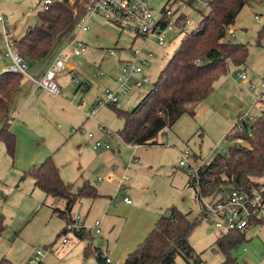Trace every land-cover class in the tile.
<instances>
[{"label": "rangeland", "instance_id": "1", "mask_svg": "<svg viewBox=\"0 0 264 264\" xmlns=\"http://www.w3.org/2000/svg\"><path fill=\"white\" fill-rule=\"evenodd\" d=\"M41 1L0 0L4 15L12 24L15 39L23 37L36 25L37 14L43 6ZM170 1L146 0L156 18L163 14ZM182 2L179 0L168 7L179 9ZM182 10L191 20L190 30L198 27L209 12L208 8L201 10L202 13L192 8ZM88 23L91 30L80 35L88 47L87 52L68 61V65L76 69L82 88L67 78L63 80L67 89L60 98L47 91L36 92L23 115H19L23 102L19 99L20 94L15 95L10 103V126L18 145L15 157L11 158L5 145L0 143V214L5 217V228L0 234V260L7 258L14 264H28L39 251H51L56 243L54 250L58 249V252L46 254L43 264H98L96 255L88 259L84 257L87 245L101 249L106 255L108 248L110 252L117 246L125 249L137 234L152 225L148 236L171 207L188 214L192 222L200 219L204 204L196 189L189 185L187 172L178 167L181 152L190 149L202 157L205 164H210L216 156L227 155L230 147L241 145L233 143V138L229 137L236 132L240 116L250 113L256 118L261 113V104L256 100L264 93V41L261 47L257 46V36L264 25V0H252L244 7L231 28L234 31L232 38L227 39L230 43L249 47L246 65L236 68L230 64L227 76L217 81L214 92L199 107L195 117L182 116L171 129L159 136L160 145L139 149L129 146L119 136L125 122L113 107L132 111L140 103L158 80L170 58V50L181 38L170 42V34L164 46H160L156 39L147 43L139 39L134 44V35L110 24L100 14L90 17ZM135 48L154 54L153 62L144 68L153 84L122 96L115 106L103 105L94 118H89L88 113L104 100L106 92L117 88L118 68L123 61L132 58ZM0 51L2 54L6 52L1 23ZM111 51L116 52L118 58L109 56ZM10 64L9 58L0 59V66L4 65L0 67V75L8 71ZM45 68L46 63L35 66L39 70ZM240 73H245L247 80H242ZM28 81L23 80V88L34 87ZM78 104H86L87 108L80 111ZM99 125L112 136L101 134ZM90 134L95 137L89 138ZM97 141L109 144L111 149L96 147ZM47 157L53 158L64 182L74 186V193L89 182L101 196L84 198L76 203L75 214H80L86 221L88 236L85 240L77 238L74 232L58 239L67 224L53 215L50 206L64 209L66 202L51 197L47 200L46 194L35 187L34 180L28 175ZM123 176L132 182L126 195L119 192ZM125 196L133 202L131 206L124 202ZM203 196L205 200L213 201L212 195ZM106 213L109 218L104 219ZM98 220L103 222L102 235L91 231L93 223ZM211 221L204 217L189 238L190 245L201 254V264L225 261V255L214 249L223 232ZM64 239L68 240L65 245L62 243ZM120 250L115 251L116 255ZM116 255L111 253V258L107 259L111 264H122ZM232 255L236 264H264V230L247 231L246 242ZM177 264L186 262L178 257Z\"/></svg>", "mask_w": 264, "mask_h": 264}, {"label": "trees", "instance_id": "2", "mask_svg": "<svg viewBox=\"0 0 264 264\" xmlns=\"http://www.w3.org/2000/svg\"><path fill=\"white\" fill-rule=\"evenodd\" d=\"M91 1L53 0L46 10L38 12L36 25L23 37L14 38L13 45L31 68L42 63H48L49 66L58 47L72 34L77 19L85 15L86 6ZM177 1L171 0L168 6ZM251 1L212 0L209 12L203 16L198 27L181 38L180 46L140 103L132 111L113 107L117 116L125 122L119 136L126 144L134 147L160 145L159 136L171 129L182 116L197 115L199 107L214 92L217 81L227 76L230 64L236 68L246 65L249 47L230 43L227 39L237 17ZM263 41L264 25L258 32L257 46L261 47ZM23 80L22 75L9 70L0 75V143L5 145L11 158L15 157L18 141L10 130L9 107ZM259 104L260 115L253 123H245L242 132L232 136L242 138L245 145L230 147L227 155H218L210 164L201 167L200 186L203 194L215 197L238 190L249 194L258 192L264 197V93ZM28 175L34 180L35 187L47 197L66 202L64 210H54L55 215L67 224L58 239L61 235L74 232L85 240L83 230L86 228L81 231L72 228L73 209L81 199L101 197L97 189L85 182L74 193V186L64 182L52 157L34 166ZM189 185L199 193L190 177ZM204 217L203 211L201 218L192 222L188 214L176 207L169 208L148 237L128 255L125 264H177L178 257L184 259L186 264H201V254L190 245L189 238ZM4 228L5 217L0 214V234ZM246 240V232H223L214 247L225 255V261L221 264H236L232 253ZM99 252V249H93L89 244L84 256L88 259ZM0 264L14 263L2 258Z\"/></svg>", "mask_w": 264, "mask_h": 264}, {"label": "built area", "instance_id": "3", "mask_svg": "<svg viewBox=\"0 0 264 264\" xmlns=\"http://www.w3.org/2000/svg\"><path fill=\"white\" fill-rule=\"evenodd\" d=\"M182 5L179 9L174 10L173 7H168L163 11V14L156 18L153 11L149 8L146 0H92L86 6V13L79 17L75 23L74 30L69 38L60 45L50 62L47 69L40 76H34L31 73L30 63L19 54L17 48L13 45L14 30L7 16L0 11V23L2 24V38L6 47V52L2 54L0 51V59L2 57L9 58L11 64L9 71L14 74H20L24 79H28L37 90L47 91L55 96H61L62 89L58 83V76L68 68V61L73 57L84 55L88 47L81 41L80 35L91 30L88 20L90 17L100 14L107 22L121 28L124 31L130 32L136 38L143 39L146 43L151 39H156L160 46H164L167 42V36L170 33H176L182 38L192 30L189 29L191 20L184 12L185 8L194 10L209 9L212 0H182ZM53 0H43L42 9L46 10ZM182 8V9H181ZM1 10V9H0ZM78 31V33H77ZM231 31L228 38H232ZM132 58L125 60L118 68L117 88L113 91H107L104 95V100L95 106L88 113L89 118H94L99 108L103 105L115 106L119 103L122 96L128 95L136 89H142L146 85L153 84L149 76L144 72V68L148 67L154 60V54L145 52L140 48L133 49ZM113 58H118L117 53L111 51L108 53ZM242 80H247L245 73H240ZM70 81L72 84L82 88V84L76 77L74 69L70 71ZM262 99L256 100L258 103ZM79 109L85 110L86 104H79ZM255 120L250 113H245L240 116L236 124V133L242 132L244 124H251ZM99 131L111 137L110 132L105 131V127L99 125ZM234 134L230 135L232 137ZM93 134L89 138H94ZM233 143L245 145V141L240 137H232ZM96 147H103L107 150L111 146L100 141L96 142ZM181 160L179 166L183 168L187 175L193 180L199 191V195L204 204V213L206 219H212L215 227L222 232L238 231L247 232L250 229L257 231L264 230V197L262 194L255 192L249 194L244 191L232 190L229 193H221L213 198L212 202L204 199L202 188L200 186V169L205 162L202 157L196 156L190 149L181 152ZM196 157V159H195ZM137 160L136 158L134 159ZM112 178V177H111ZM131 188V179L123 176L119 184V192L126 193ZM124 202L128 205L133 202L124 197ZM102 222L96 221L91 227L97 235H101ZM72 228L76 231H81L86 228L80 215L74 218ZM66 241V240H64ZM49 249L45 252L39 251L35 259L30 260L28 264H41L44 257L48 254ZM107 263L111 261L107 259Z\"/></svg>", "mask_w": 264, "mask_h": 264}, {"label": "crops", "instance_id": "4", "mask_svg": "<svg viewBox=\"0 0 264 264\" xmlns=\"http://www.w3.org/2000/svg\"><path fill=\"white\" fill-rule=\"evenodd\" d=\"M0 11H2L3 13H4V11H3V7H2V5H0ZM233 32V34H234V31H232ZM88 33V32H87ZM82 34H85V33H82ZM171 34V35H170ZM169 35L171 36V40H170V42H174V41H176L177 39H180L179 37H178V35H176V36H173L172 34H175V33H170ZM168 35V36H169ZM136 38V37H135ZM139 39H141V38H136V40H134V44H135V42L137 41V40H139ZM180 43H181V40H179V43H178V45H175L171 50H170V58H171V56L174 54V52L178 49V47L180 46ZM78 58V57H77ZM170 58L166 61V64L164 65V66H166L168 63H169V61H170ZM72 59V58H71ZM74 59V58H73ZM48 66V63H46V67ZM1 68L2 67H4V65H1L0 66ZM46 69V68H45ZM72 69H75L73 66H70V65H68V68L66 69V70H64L59 76H58V83H59V85H60V87H61V89H62V94H63V90H66L67 89V87H66V83H65V81H63V80H66L67 78H69L70 79V71L72 70ZM9 70V69H8ZM44 70H39V69H35V68H31V73L34 75V76H40V74L43 72ZM75 73H76V69H75ZM245 81V80H244ZM23 82V81H22ZM29 83H31L30 81H28ZM31 85H33L32 83H31ZM34 86V85H33ZM23 84H21V88H20V90L15 94V95H18V94H20V96H19V99L21 100V99H23V102H21V107H20V112H19V115H23V114H26L27 113V108L29 107V105L31 104V102H32V97H33V95H35L36 94V92H45V91H39V90H37L36 88H35V86L34 87H32V88H23ZM27 93H30L29 95H28V97H27ZM47 93V92H46ZM62 94H61V96H62ZM14 95V96H15ZM14 96H13V98H14ZM61 96H58L59 98L61 97ZM57 97V96H56ZM13 98H12V100H13ZM18 99V98H17ZM12 100H11V102H12ZM10 102V103H11ZM78 106H79V104H78ZM77 106V109L78 110H80V111H82L81 109H79V107ZM9 111H10V107H9ZM26 127V126H25ZM12 126H10V130L12 131ZM14 134H15V132L14 131H12ZM101 134H103V135H105L104 133H102V132H100ZM16 135V134H15ZM158 144H159V142H158ZM129 146H131V145H129ZM153 146H155V145H153ZM135 147H138V149L139 148H145V147H150V146H135ZM47 158H49V157H47ZM47 158H45V160L47 159ZM180 162V161H179ZM36 166V165H35ZM178 167L179 168H181L180 166H179V164H178ZM140 169H142V168H140ZM181 169H183V168H181ZM184 170V169H183ZM131 187H132V182H131ZM47 200H49V197H47ZM128 205V204H127ZM132 205V204H131ZM131 205H129V206H131ZM76 206V205H75ZM65 207H66V204H65ZM50 208L52 209V211H53V215L54 216H56V217H58V218H60V219H62L61 217H59V216H57V215H55V213H54V210L55 209H57V210H64V209H59V208H54V207H52V206H50ZM77 215H80V214H75V207H74V209H73V218H75V216H77ZM81 216V215H80ZM82 217V220H83V223L85 224V226H86V221H85V218L83 217V216H81ZM107 218H109V215H108V213H106V215L104 216V219H107ZM96 222V221H95ZM94 222V223H95ZM102 222V221H101ZM94 223H93V225H94ZM110 223H112V222H110ZM92 225V226H93ZM152 226V225H151ZM151 226H147V229H145V230H143V232H141V233H139V234H137V236H136V238L134 239V240H132L131 242H129L128 244H126L125 245V249L124 248H122V247H120V246H117V247H115V248H113L112 249V252H110V250H109V248L107 249V255L106 254H104V252L101 250V249H99L100 250V252L98 253V254H96V256H97V259L98 258H105V259H107V258H111L109 255L111 254V253H113L114 255H116L117 253H115V251L117 250V249H122V250H120L119 251V253L120 254H118V255H116V256H118V257H120L121 258V262H122V264H125V262H126V260H127V257H128V255L131 253V252H133V250H134V248H135V246H137V245H135V244H141L143 241H140V240H143V238H147L148 236H147V234H148V232H150L151 231ZM102 228H103V222H102V226H101V235H102ZM84 232H85V234H84V236H85V238H87V236H88V231H87V228L85 229V230H83ZM91 231H94L92 228H91ZM247 233V232H246ZM145 236H147V237H145ZM77 238H79L78 236H76ZM80 239V238H79ZM144 239V240H145ZM64 240H66V239H64ZM63 240V245H65V244H67L68 243V240H66V241H64ZM140 242V243H139ZM56 244V243H55ZM54 244V245H55ZM54 245H52V247L50 248V250L51 251H49L48 252V254H52V253H55V252H58V249H56V250H54L55 249V246ZM138 245V246H139ZM137 246V247H138ZM136 247V248H137ZM85 254V253H84ZM85 257V256H84ZM92 257V256H91ZM41 264H43V262L41 263ZM99 264V263H98Z\"/></svg>", "mask_w": 264, "mask_h": 264}, {"label": "water", "instance_id": "5", "mask_svg": "<svg viewBox=\"0 0 264 264\" xmlns=\"http://www.w3.org/2000/svg\"><path fill=\"white\" fill-rule=\"evenodd\" d=\"M248 129L250 130L251 129V127H250V125H248ZM97 262L99 263V264H110V263H107V259H105V258H98L97 259Z\"/></svg>", "mask_w": 264, "mask_h": 264}]
</instances>
